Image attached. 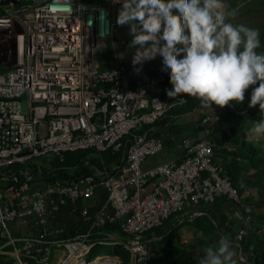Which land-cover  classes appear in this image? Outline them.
<instances>
[{"label":"built area","instance_id":"1","mask_svg":"<svg viewBox=\"0 0 264 264\" xmlns=\"http://www.w3.org/2000/svg\"><path fill=\"white\" fill-rule=\"evenodd\" d=\"M121 7L115 0H0V44H7L0 46L7 69L0 72V236L15 246L10 224L40 228L38 237L23 238L15 248V264H28L26 257L39 264H123L117 255L90 256L98 243L123 244L131 252L128 264H146L154 255L146 234L169 217L222 196L237 204L244 200L213 162L215 145L206 139L183 140L181 161L143 168L165 149L153 130L188 96L167 95L168 72L136 65L137 72L122 60L123 46L115 40ZM101 10L107 14L103 22ZM105 29L110 34L101 36ZM212 107L201 126L219 122L221 108ZM90 149L121 153L124 163L114 174L104 170L110 211L82 210L90 228L67 238L61 229L48 230L51 215L68 200L92 197L97 180L45 183L37 171L64 162L69 152ZM242 206L248 226L251 209ZM114 223L122 239L112 233L93 238ZM245 232L240 229L239 239Z\"/></svg>","mask_w":264,"mask_h":264},{"label":"trees","instance_id":"2","mask_svg":"<svg viewBox=\"0 0 264 264\" xmlns=\"http://www.w3.org/2000/svg\"><path fill=\"white\" fill-rule=\"evenodd\" d=\"M224 1L230 9H236L237 0ZM259 39L261 46L256 51L264 53V31L260 33ZM137 66L149 69L143 65ZM6 71L7 69H5ZM251 92L252 87L246 91L245 100L242 103H230V106L221 108L219 122L205 127L208 130L205 139L215 145L213 162L223 168V175L230 178L238 195L244 196V204L251 209L252 221L248 226H243L246 228L245 234L239 239L238 234L243 227L238 220L232 221L225 210L228 203L243 207V202L237 204L226 196H222L212 204L203 203L197 207H190L177 216H171L165 220L161 227L147 233V241L154 235L160 237L161 240L153 247L154 255L148 258L146 264H199L205 251L201 250L198 254L196 250L216 246L220 237L224 235L230 238L233 253L232 264H264V233H259V230L264 226V135L255 140L249 139L253 132L252 129L264 119V114L261 113L258 105L249 107ZM201 109L200 101L188 96V103L182 108L173 110L162 124L165 127L168 125L167 131L171 132L173 137L184 136L183 133L192 126V122L183 121L179 125L173 124V121L197 115L198 124H200L205 115L211 114L207 110L201 113ZM187 139L190 138L185 137V140ZM168 140L169 142L173 141V139L166 138L164 140L165 147L168 145ZM199 140L201 139L197 141ZM227 146L233 149L228 150ZM112 163L121 166L124 163L122 154L109 151L99 155L97 151L90 149L69 152L66 154L64 162L55 161L52 163L51 169H42L37 173L45 183L55 180L71 181L87 176L96 177L104 172V169H108L109 173L114 174L115 170L110 169L111 165L113 166ZM246 193H248L247 196H245ZM194 211L202 214L193 216ZM241 212V215H247L244 210ZM185 225H191L200 232L196 239V247L182 242L181 229ZM111 233L121 235L118 223L105 225L94 233L93 238L105 239L106 235ZM22 243V241L16 242L15 245H22ZM104 245L111 248L112 254L119 256L123 260V264L130 262L131 252L123 244L98 243L94 246L90 256H93L95 251ZM14 250V245L10 244L8 239L0 236V264H15L16 259L12 255ZM25 259L28 264H39L31 257Z\"/></svg>","mask_w":264,"mask_h":264},{"label":"clouds","instance_id":"3","mask_svg":"<svg viewBox=\"0 0 264 264\" xmlns=\"http://www.w3.org/2000/svg\"><path fill=\"white\" fill-rule=\"evenodd\" d=\"M115 2L122 3L117 25H128L133 37L134 70L139 72L136 65L162 57V71L169 73L172 84L167 90L170 98L182 94L196 98L202 109L213 113V105L242 103L252 87L249 107L258 105L264 114V53L256 51L261 46L259 30L232 23L238 13L224 0ZM106 15L101 10L102 22ZM106 34H110L106 29L101 31V36ZM253 132L264 133V119ZM232 256L230 238L224 235L216 246L205 249L199 264H232Z\"/></svg>","mask_w":264,"mask_h":264},{"label":"crops","instance_id":"4","mask_svg":"<svg viewBox=\"0 0 264 264\" xmlns=\"http://www.w3.org/2000/svg\"><path fill=\"white\" fill-rule=\"evenodd\" d=\"M190 117L191 119L188 118L186 121H191L192 126L186 129V131L183 133L184 136H176L174 137V140L170 142L168 140V145L165 147L164 151L157 157L148 159L147 162H145V164L143 165L144 169L152 168L160 163L169 160H182L186 156V150L183 145V140H185V137L190 138L191 141L206 138L208 130L206 128H203L201 124H198V116L194 115ZM165 128V126L161 125L158 129L153 130V134L156 136H162L164 140L166 138L168 139L169 137L165 135L167 131ZM170 140H172V138ZM119 167L120 165L113 164V166L111 165L110 169L116 171L117 169H119ZM104 170L108 172V169ZM95 178L97 180V184L95 187L94 195L88 199L80 200L77 202L68 200L65 205L61 206L57 212L51 215L49 219V225L47 227L48 230L61 229L64 233V236L70 238L75 236L76 234L85 232L91 226V222L86 220V218L82 216V210L87 209L90 214H94L104 208H106L107 211H110L107 190L103 185L104 172L96 175ZM9 203H11L10 200H5L3 202V204ZM225 208L227 214L230 216V219H232V221L238 220V222L241 223L240 225L242 227H245L244 221L242 220V216L239 212H237L238 207L235 204L228 203ZM9 231L11 232L12 237L17 240L16 242H21L23 238L38 237L40 235V228L36 226L20 227L18 223L10 224ZM199 235L200 232L191 225H185L181 229L182 242L186 243L187 245H196V239ZM111 236L116 239H122V236L117 233H112ZM160 240V237H156V235H154L153 238L148 240L147 242L153 249V247ZM14 247L17 248L16 245Z\"/></svg>","mask_w":264,"mask_h":264},{"label":"rangeland","instance_id":"5","mask_svg":"<svg viewBox=\"0 0 264 264\" xmlns=\"http://www.w3.org/2000/svg\"><path fill=\"white\" fill-rule=\"evenodd\" d=\"M233 1L234 0H228V2H233ZM236 2H237V7L235 10L237 11L238 15L236 19L231 22L234 24H244L250 28L258 29L259 33L264 31V0H247V1L237 0ZM225 4L229 7V5L226 2ZM129 31L130 29L128 25L121 26L120 28L115 30V40L119 42L121 46H123V48L120 50V55L122 56V60L127 61L128 63L129 62L132 63V56L135 52V49L131 45V40L133 39V37L129 34ZM5 45L7 44H3V46ZM0 46L2 45L0 44ZM124 52L125 54H123ZM4 59H5L4 55H0V72H5L4 68L6 67L2 63ZM143 66L150 68V69H158L162 71V57L158 55L153 60L145 61L143 63ZM188 118L191 119V117H184L181 120L175 119L173 121V124H181L183 121H186ZM263 135L264 133L257 134L255 132H252L250 134L249 139L255 140L257 138H261ZM247 194L248 193H246L245 196H247ZM244 219L245 218L243 216L242 220L244 221ZM19 247L20 246H17V248ZM193 247H196V245H193ZM205 249L206 248L197 249L196 252L199 254L201 250L205 251ZM111 250H112L111 248L104 245L99 250L95 251L93 257L95 260H98L101 258L102 255H105V254L114 255L112 254L113 252ZM15 254H17L16 250H15ZM12 255L14 256V251ZM234 258H236V256H234Z\"/></svg>","mask_w":264,"mask_h":264}]
</instances>
